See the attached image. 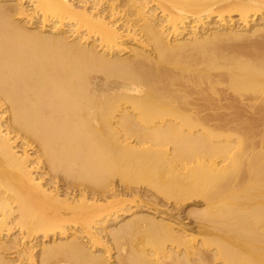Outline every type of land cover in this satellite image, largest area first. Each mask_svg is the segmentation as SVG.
Wrapping results in <instances>:
<instances>
[{
  "label": "bare ground",
  "instance_id": "bare-ground-1",
  "mask_svg": "<svg viewBox=\"0 0 264 264\" xmlns=\"http://www.w3.org/2000/svg\"><path fill=\"white\" fill-rule=\"evenodd\" d=\"M0 264H264V0H0Z\"/></svg>",
  "mask_w": 264,
  "mask_h": 264
},
{
  "label": "rangeland",
  "instance_id": "rangeland-1",
  "mask_svg": "<svg viewBox=\"0 0 264 264\" xmlns=\"http://www.w3.org/2000/svg\"><path fill=\"white\" fill-rule=\"evenodd\" d=\"M114 182H117L116 180H114ZM61 186V185H60ZM148 194H150V192L148 193ZM199 199V198H198ZM171 202H172V206H173V200H170ZM171 202H168L167 203V207L169 208L170 206H171ZM170 205V206H169ZM174 205H175V203H174ZM153 207V206H152ZM154 208V207H153ZM170 208H174V207H170ZM185 208V204L183 205V206H180V207H178L177 209H176V207H175V210H173L172 212H169V211H167V213L170 215V216H172L171 218L172 219H175V221H181V222H183L184 224H185V226H186V228H188V229H191V230H194L195 228H194V220H196V219H204V218H202L201 216L200 217H198V218H194L193 216H188V217H185V215L183 216V209ZM202 208V207H201ZM203 209V208H202ZM178 212L179 213V216H182V218L181 219H183V220H181V219H178L177 217H174L173 216V214L175 213V212ZM180 211L182 212V214H180ZM186 211V210H185ZM174 212V213H173ZM196 222V221H195ZM192 232V231H191ZM111 253H114V252H112L111 251Z\"/></svg>",
  "mask_w": 264,
  "mask_h": 264
}]
</instances>
